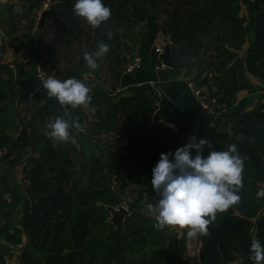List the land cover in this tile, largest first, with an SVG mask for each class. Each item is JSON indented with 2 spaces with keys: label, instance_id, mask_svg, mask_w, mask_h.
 <instances>
[{
  "label": "trees",
  "instance_id": "obj_1",
  "mask_svg": "<svg viewBox=\"0 0 264 264\" xmlns=\"http://www.w3.org/2000/svg\"><path fill=\"white\" fill-rule=\"evenodd\" d=\"M156 1L166 5L160 8L166 17L159 28L170 37L172 52L178 50L179 65L173 74L182 68L187 69V75L195 71L196 84L204 85L209 96L215 98L217 111L232 109L238 92L251 89L246 75L261 81L264 91V0H251L254 35L242 55L239 52L246 42V28L240 0ZM45 2L49 3L46 17L59 14L67 37L83 43L86 52H94L101 42L109 45V52L125 50L129 59L124 55L117 59L118 68L124 70L132 53L123 39H128L137 23L147 19V0H104L112 15L96 28L78 19L73 11L75 0H7L4 10L10 32L19 31V25L25 22L30 35L37 23L36 13L43 10ZM18 5L22 7L17 12ZM159 28L153 26L149 43ZM71 57L66 79L80 80L87 70L94 71L83 55L77 62L75 56ZM150 59L155 60V55ZM206 70L213 78L217 76L212 84L207 73L202 76ZM13 77L11 71L0 76V142L9 137L6 132L11 128L5 111L13 99ZM86 85L92 96L87 107L89 132L119 135L117 140H109L113 169L105 170L106 163L96 160L83 164L65 142L54 141L49 130H34L33 122L23 118L18 135L0 158L4 173L0 172V239L20 246L24 235L27 237L26 244L16 249L20 264H40L37 254L46 255L45 264H254L250 259L251 242L258 239L264 244V197L256 195L264 188V108L247 109L242 99L235 113L227 117L231 119L228 129L219 121L209 127L213 118L203 114L200 127L207 130L195 131L179 108L161 96L155 86L143 84L128 90L130 95L117 92L112 96L102 82ZM38 121L43 126L41 116ZM165 124H173L177 130L173 141L161 142ZM193 135L197 140L210 141L212 147L205 145V155L235 143L245 158L241 200L227 212L217 214L208 225V235L196 237V263L177 257L186 250L184 238L181 241L178 232L169 227L158 228L147 210L149 203L159 199L151 179L160 154L174 153ZM18 167L23 194L17 187L11 189L7 181L8 171ZM113 176L119 181L116 187H111ZM129 184L135 186V198L128 205L124 226L114 227L108 221L106 206L121 205L116 189ZM23 198L26 211L18 218ZM9 250L0 249V264H6Z\"/></svg>",
  "mask_w": 264,
  "mask_h": 264
},
{
  "label": "crops",
  "instance_id": "obj_2",
  "mask_svg": "<svg viewBox=\"0 0 264 264\" xmlns=\"http://www.w3.org/2000/svg\"><path fill=\"white\" fill-rule=\"evenodd\" d=\"M6 1L7 0H1L0 2V13H3L0 14V18L1 16L8 17V13L4 10ZM240 2V15L244 20L246 28V42L242 50L239 52L240 55H242L245 53L246 48L253 39L254 13L253 10H251V0H249V6L247 0H240ZM17 7H19V5L16 6V8ZM147 7V19L137 23L132 31L128 33V39H123L130 46L132 53L131 59L134 56H139L141 58V68L130 72H126L125 70L121 71L118 68L119 58L124 55L125 58L129 59V55L122 49L119 52H108L104 57L98 60L99 67L94 71L87 70V73L83 74V77L80 80L91 86H95L102 82L106 89L111 90L112 96L117 92H123V95H130V91L128 90L143 84L155 86L161 96H164L179 108L186 122L189 123L195 131L207 130L206 127H200V119L204 113L200 110L194 96L187 86V81L189 80H194L195 82L198 81V79L195 78V71H189V74L187 75V69L182 68L178 74L174 75L173 70L176 68L170 69L166 66L163 68H156V60L152 61L150 59V55L154 54L152 51L153 47L156 45H163L164 47L166 43L170 44V37L166 36L159 28L166 17V12L160 8L166 7V5L161 1L147 0ZM153 26L159 29L153 36L151 43H149L152 38ZM18 33L19 32H17L15 36H8V34L2 32L0 25V66L4 67L3 69H0V76L5 77L8 71H11L14 76L13 99L8 101L5 111V120L11 128L6 132L9 137L0 142V148L5 146L9 147L12 141L16 138L20 130L19 122H21L20 120L22 118L25 121L33 122L34 130L39 131H44L45 129L49 130L47 125L57 116H61L65 120H68L70 124L75 120L78 121L80 126L83 122L88 125V108L80 106L74 109L69 105H61L54 97H49L47 95V90L39 85L33 69L34 60L42 61L43 64H49L51 67L54 66L48 62H43V60L38 59L36 56V48L32 40L37 36V29L34 31L33 28L31 31L32 35H30L33 38L30 37L28 40L23 37L27 42L26 51L31 60H33V65L31 62L23 63L22 59L19 58L17 54L19 48H17L12 42L14 38L18 37ZM114 72L118 73L117 77L114 76ZM246 77L251 85V89L239 91L235 107L232 109H221L219 114L213 118L209 127L214 126V124H217L219 121L221 126L228 129L231 124V119L227 117H230L235 113L236 106L242 99L246 101L247 109L264 108V91L261 89V81L249 75H246ZM216 78L217 76L215 78L212 76L210 84L215 82ZM64 79L66 78L64 77ZM214 88L215 87L212 86V91L215 90ZM39 116L44 120L43 126H41L38 121ZM79 129L80 127L71 128V138L68 142H65L66 147L71 149V154L75 155L78 159H81L83 164L88 165L91 161L96 160L97 162L106 163L105 170L110 171L113 169L110 158L111 149L109 141L91 139L85 134L79 132ZM123 142L124 144L126 143L125 140ZM88 144H91L92 147H88ZM0 172H2L1 174H4L1 167ZM8 172L7 181L10 188L17 187L23 194V188L21 186L23 183L21 167ZM127 187L132 188L134 191V185L129 184ZM9 197H11V195H9ZM22 201L18 207V218L22 217L26 211L25 199L23 198ZM23 242H26L25 236ZM0 249L5 251L10 249L9 251H11L6 258V264H20L17 259V248H13L11 244L0 239ZM37 259H39L40 264H45L46 255L37 254Z\"/></svg>",
  "mask_w": 264,
  "mask_h": 264
},
{
  "label": "clouds",
  "instance_id": "obj_3",
  "mask_svg": "<svg viewBox=\"0 0 264 264\" xmlns=\"http://www.w3.org/2000/svg\"><path fill=\"white\" fill-rule=\"evenodd\" d=\"M73 11L92 28L99 27L112 15L104 0H75ZM108 52L109 45L101 42L94 52H85L83 58L87 66L95 70L99 67L98 60ZM42 86L47 95L61 105L75 109L80 106L87 108L91 104L90 87L75 77L63 81L48 77L42 81ZM47 127L54 141L68 142L70 129L79 128L80 124L75 120L70 124L57 116ZM205 145L212 147L208 139L197 140L193 135L174 153L160 154L151 179L152 189L159 199L155 204L147 205L158 228L187 229L189 237L206 236L209 234L208 225L217 218V214L227 212L240 202L245 158L235 143L224 150H212L207 155L204 154ZM256 195L264 197V188H260ZM250 251L254 264H264V244L260 240H252Z\"/></svg>",
  "mask_w": 264,
  "mask_h": 264
},
{
  "label": "rangeland",
  "instance_id": "obj_4",
  "mask_svg": "<svg viewBox=\"0 0 264 264\" xmlns=\"http://www.w3.org/2000/svg\"><path fill=\"white\" fill-rule=\"evenodd\" d=\"M247 4L249 6V0H247ZM22 7V6H21ZM20 5L15 9V11H19L21 9ZM45 7H49V3L45 2L42 5V9ZM41 9V10H42ZM252 10V8H251ZM0 14H3L2 12ZM36 21L38 20L40 12L36 13ZM78 19L83 21V18L78 16ZM55 24H58L55 25ZM0 25L2 32L5 34H8V36H15L17 32H19L17 35L22 36L24 38H27L29 40L31 35H28L27 33V23L23 22L19 25L20 30L16 31L14 33L10 32V22L8 20V17L1 16L0 18ZM33 38V37H32ZM35 46L36 50V56L38 59L43 60V62H48L52 66L56 67L57 71V79L63 81L64 77L67 78L68 76V68L70 66L71 62V56H75L74 61H79L81 55H83L86 52V47L83 43H79L78 40L73 39L70 40L65 31H64V23L61 21V16L58 14L56 17H46L45 26L42 30L37 31V36H35L32 40ZM78 56H77V55ZM65 55H68L69 59L65 57ZM33 65V60L30 61ZM34 69V65H33ZM88 147H92L91 144L87 145ZM119 182V181H118ZM120 193V196L122 198V204L124 207L128 210V205L134 200L135 193L132 188L126 187L124 189H116V191ZM20 216V215H19ZM175 230L178 232V237L181 241L189 242L191 245V248L189 251L183 250L180 254H177V257H181L184 259H189L191 262L196 263L197 257H196V251L197 249V239L196 237H189L187 236V229H180V228H174L169 227V230ZM176 245L178 246V243L176 242ZM252 254V253H251ZM236 264V263H234Z\"/></svg>",
  "mask_w": 264,
  "mask_h": 264
},
{
  "label": "built area",
  "instance_id": "obj_5",
  "mask_svg": "<svg viewBox=\"0 0 264 264\" xmlns=\"http://www.w3.org/2000/svg\"><path fill=\"white\" fill-rule=\"evenodd\" d=\"M1 2V0H0ZM36 30V27L34 28V31ZM17 48H19L17 54L19 58L22 59L23 63H27L31 61V58L28 56L27 53V42L26 40L18 36L17 38H14L12 42ZM153 53L155 55V60H156V68H163L165 67L163 63V52H164V47L163 45H156L153 47ZM142 65L141 58L139 56H134L126 65L124 70L126 72H130L133 70L140 69ZM56 67H51L49 64H43L42 61L34 60V72L35 76L39 82V85L42 86V81L48 77H55L57 78V73H56ZM207 73V76L209 78H212V73L206 70L204 74ZM187 86L194 96L197 105L199 106L200 110L207 115L208 117L214 118L217 114H219V111H217L215 104L216 100L213 97H210L209 94L207 93V89L204 85H198L194 80H189L187 81ZM79 132L85 134L91 139H100L103 141H109L111 139L117 140L119 138L118 134L111 133V132H101L98 135H94L89 132L88 125L87 123L83 122L81 123ZM8 147H1L0 148V158H2L5 154H7ZM119 184L118 179L113 176L112 177V183L111 187L117 186ZM126 208V207H125ZM127 209V208H126ZM186 250L189 251L191 248V245L189 242H186Z\"/></svg>",
  "mask_w": 264,
  "mask_h": 264
},
{
  "label": "water",
  "instance_id": "obj_6",
  "mask_svg": "<svg viewBox=\"0 0 264 264\" xmlns=\"http://www.w3.org/2000/svg\"><path fill=\"white\" fill-rule=\"evenodd\" d=\"M47 12H48V7H45L40 12L36 26H35L37 30H42L44 28L45 22H46ZM177 57H178V53L172 52L170 44L166 43L164 45V53H163L164 65L170 69L177 68L178 67ZM176 132H177V130L175 129V127L173 125L165 124L164 125V133L161 137V142L166 141V140L173 141L174 137L176 135ZM23 201H22V204H23ZM97 204L100 205V202H98ZM106 210L110 213V217H109L108 221L111 224H113L114 227L124 226V222H125V218L128 214V210L123 205H119L116 207L115 206H106ZM25 238L27 241L26 236H25ZM25 244H26V242H23V244L20 246H14V245H11V246L13 248H22Z\"/></svg>",
  "mask_w": 264,
  "mask_h": 264
}]
</instances>
